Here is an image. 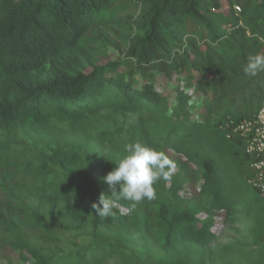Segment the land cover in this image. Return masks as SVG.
Wrapping results in <instances>:
<instances>
[{
	"label": "trees",
	"instance_id": "trees-1",
	"mask_svg": "<svg viewBox=\"0 0 264 264\" xmlns=\"http://www.w3.org/2000/svg\"><path fill=\"white\" fill-rule=\"evenodd\" d=\"M256 53L264 0H0V264H264V210L222 180L249 160L226 124L264 101ZM135 142L175 169L101 219Z\"/></svg>",
	"mask_w": 264,
	"mask_h": 264
},
{
	"label": "clouds",
	"instance_id": "clouds-1",
	"mask_svg": "<svg viewBox=\"0 0 264 264\" xmlns=\"http://www.w3.org/2000/svg\"><path fill=\"white\" fill-rule=\"evenodd\" d=\"M243 71L246 75L257 76L264 73V54H249ZM116 167L104 177L109 193H101L99 205L92 204L101 219L116 216V205L121 200L129 201L131 207L145 199H155L153 185L160 180L170 179L175 163L163 151L141 142L129 144Z\"/></svg>",
	"mask_w": 264,
	"mask_h": 264
},
{
	"label": "built area",
	"instance_id": "built-area-1",
	"mask_svg": "<svg viewBox=\"0 0 264 264\" xmlns=\"http://www.w3.org/2000/svg\"><path fill=\"white\" fill-rule=\"evenodd\" d=\"M239 10L238 6H235ZM229 133H236L244 141V152L248 156L251 176L248 182L264 195V101L258 112L248 119L228 122Z\"/></svg>",
	"mask_w": 264,
	"mask_h": 264
},
{
	"label": "rangeland",
	"instance_id": "rangeland-1",
	"mask_svg": "<svg viewBox=\"0 0 264 264\" xmlns=\"http://www.w3.org/2000/svg\"><path fill=\"white\" fill-rule=\"evenodd\" d=\"M160 81L163 83L165 89H171L172 83H168L164 78H160ZM222 176L226 190L234 197L238 198L243 205L244 203L247 204V207L250 208L249 210L252 208L258 211L260 209L264 210L263 199L248 182L251 176V169L248 162L241 164L235 172L230 170ZM214 229L217 232V240L219 243H226L236 235L233 225L231 224L223 225L219 222Z\"/></svg>",
	"mask_w": 264,
	"mask_h": 264
}]
</instances>
